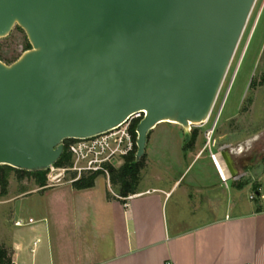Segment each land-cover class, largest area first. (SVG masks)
<instances>
[{"label":"water","instance_id":"95a60500","mask_svg":"<svg viewBox=\"0 0 264 264\" xmlns=\"http://www.w3.org/2000/svg\"><path fill=\"white\" fill-rule=\"evenodd\" d=\"M257 0H0V39L31 45L0 60V166L38 173L64 142L142 114L135 162L158 125L208 123ZM221 156L231 177L229 150Z\"/></svg>","mask_w":264,"mask_h":264},{"label":"crops","instance_id":"0c3cea01","mask_svg":"<svg viewBox=\"0 0 264 264\" xmlns=\"http://www.w3.org/2000/svg\"><path fill=\"white\" fill-rule=\"evenodd\" d=\"M222 138L217 135L209 148L201 145L202 134L197 133L189 151L194 160L208 153L219 177L218 181L197 179L184 188L188 206L197 201L199 209L213 213L208 220L190 224V216L184 217L177 203L172 212L169 210L174 193L181 188L180 179L170 188H141V181L138 193L125 200L116 193L109 198L110 182L97 178L95 186L85 190L63 182L38 185L18 195L8 193L5 205H21L14 213V229L0 227V244L12 252L15 264H264V183L255 191L258 197L249 202L240 196L245 188L228 186L229 178L222 180L211 156L223 150L217 148ZM151 142L153 154L171 155L166 147L156 152L157 144L155 147L149 135L148 144ZM180 147L186 157L185 146ZM147 150L148 165H158ZM203 188L212 193L202 195ZM24 209L30 214L27 220L21 217ZM30 219L34 223L30 224ZM18 221L26 229L16 226Z\"/></svg>","mask_w":264,"mask_h":264},{"label":"rangeland","instance_id":"374dc122","mask_svg":"<svg viewBox=\"0 0 264 264\" xmlns=\"http://www.w3.org/2000/svg\"><path fill=\"white\" fill-rule=\"evenodd\" d=\"M28 48L29 41L26 34L15 27L8 37L0 39V60L11 64ZM253 73H255L254 77ZM252 77L251 89L246 94ZM244 92L246 95L241 107ZM236 115L238 116L235 119L224 123L227 118ZM213 129V139L217 135L223 137L217 148L230 151L238 171L237 177L233 178L224 164L231 181L228 186L238 188L239 185H244L245 189L240 195L241 198L249 202L253 201L252 197H255L256 189L264 183V0H257L208 123L193 126L192 131L202 134L201 145L206 146L207 134ZM150 135L155 147L157 144L156 152H162V147H166L171 155L162 157L160 153L153 154L151 152L153 144L152 142L148 144L147 152L150 157H154L152 159L158 165L154 163L148 165L147 155L142 159L141 188L148 186L170 188L175 180L180 179L181 188L173 192L169 210L172 212L174 204L177 203L184 217L190 216V224H199L212 218L213 213L208 208L199 209L197 201L188 206L184 192V188L197 179L219 180L215 167L210 164L208 153L203 158L194 160V154L189 156V151L193 150L192 147L185 150L186 157L181 154L182 147L179 148V146H185V134L179 125L162 123ZM124 162V159H118L113 166L118 169ZM71 176L72 173H69L64 182H69ZM158 177L160 180H157ZM98 178L99 180L107 179L110 182L105 175H100ZM47 185H49L48 178ZM37 186V180L34 177L20 176L15 172L9 175L8 193L18 195L34 190ZM190 191L196 195L195 189ZM117 192L118 187L111 186V195ZM211 193L210 189L203 188L202 195ZM20 205V202L5 205V196L2 197L0 194V227L14 229V213ZM28 216L30 214L24 209L21 217L27 220ZM23 227L26 229L25 225Z\"/></svg>","mask_w":264,"mask_h":264},{"label":"built area","instance_id":"2783aa9c","mask_svg":"<svg viewBox=\"0 0 264 264\" xmlns=\"http://www.w3.org/2000/svg\"><path fill=\"white\" fill-rule=\"evenodd\" d=\"M143 118L142 114L134 115L127 123L119 128L102 134L93 138L85 140H68L65 141L64 148L71 156L70 166H53L48 170L47 178L49 185L56 186L67 180L69 173H75V178L71 177L68 181L73 183L80 179L85 173H99L105 175L108 179L110 177L108 166L114 165L118 159H124L129 155L135 146V141L131 133V125L134 120ZM214 129L207 134V147H211L213 142ZM212 160L219 171V174L224 182L229 178L225 163L221 152L211 153ZM130 195L125 200L131 199ZM254 198V197H252ZM29 223H34L33 219ZM22 221L16 222V226H23ZM172 264V263H168Z\"/></svg>","mask_w":264,"mask_h":264},{"label":"trees","instance_id":"16d2710c","mask_svg":"<svg viewBox=\"0 0 264 264\" xmlns=\"http://www.w3.org/2000/svg\"><path fill=\"white\" fill-rule=\"evenodd\" d=\"M19 28V27H17ZM20 29V28H19ZM22 30V29H21ZM31 48V45L29 44V48ZM141 120V119H140ZM140 120H134L131 125V133L133 135L135 146L134 150L124 157V164L120 168H115L114 166L110 165L109 173H110V184L112 187L116 188L118 187V192L116 193L118 195V198L125 199L130 195H134L138 193V188L140 184V173L142 170V159L140 162H135V155L137 152V134H136V128ZM197 131H192V138L191 141L185 145V150L190 149L194 147ZM64 154L60 161L57 163L56 166H70L71 165V156L67 153L66 148H64ZM146 155V154H145ZM11 172H15L16 174L20 176H30L34 177L37 180V184L41 187H44L47 185V172H38V173H32V172H26L18 169H14L10 166L1 165L0 166V187H1V196H6L8 194V186H9V175ZM101 174L99 173H85L83 174L79 180L73 182V186L77 190H85L90 189L95 186V182L97 178ZM77 175L75 173H72L73 178H75ZM239 189L244 188V185H239ZM258 191V188L256 189ZM109 198H112L111 193H108ZM258 196H255L257 198ZM0 264H15L13 260V254L12 252L5 248L3 245H0Z\"/></svg>","mask_w":264,"mask_h":264},{"label":"bare ground","instance_id":"6f19581e","mask_svg":"<svg viewBox=\"0 0 264 264\" xmlns=\"http://www.w3.org/2000/svg\"><path fill=\"white\" fill-rule=\"evenodd\" d=\"M175 125V124H174Z\"/></svg>","mask_w":264,"mask_h":264}]
</instances>
